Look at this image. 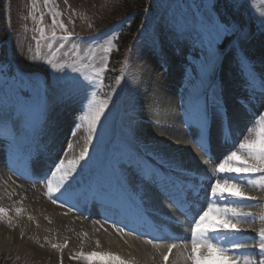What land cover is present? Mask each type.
Here are the masks:
<instances>
[{"label": "bare ground", "instance_id": "6f19581e", "mask_svg": "<svg viewBox=\"0 0 264 264\" xmlns=\"http://www.w3.org/2000/svg\"><path fill=\"white\" fill-rule=\"evenodd\" d=\"M196 47L197 44L189 42L171 48L159 46L153 49L157 55L147 60L141 73L132 130L136 134L135 147L172 156L185 169L204 180L196 198L197 206L203 209L208 202L210 186L207 175L231 151L238 148L239 142L248 135L250 129L258 127L253 119L258 121L264 115V103L257 100L248 105L246 98L249 92L242 68L240 71L229 68L223 57L214 74L202 70L204 61L197 59L200 50L193 57L198 61L196 70L180 60L187 51ZM177 48L180 49L179 54ZM250 59L255 62V72L264 76V41L255 47ZM162 60H166L167 70L161 67ZM182 68L188 70V73L177 71ZM216 84H221L224 89L226 117L212 110ZM205 104L210 113L204 133L208 151L196 143L201 134L197 123L200 109ZM110 115V111L106 110L89 146L88 158L80 162L75 173L71 174L72 178L61 188V193H64L65 188L70 187V194L53 193V198L59 197L56 204L40 188L28 182L45 183V174L51 178L50 173L55 171L54 165L59 160L67 163L77 157L87 140V124L80 127L79 133L76 131L73 137V131H67V118L54 123L48 121L38 126L28 137H22L15 154L6 145L0 147V202L5 204L14 219L11 227L0 224V254H16L42 264H85L83 260L70 259L82 247L84 252H110L134 264H162L160 252H167L169 243H180L181 238L189 239L191 220L163 198L148 203L143 218L135 214L130 199L121 202L118 211L110 206L115 197H109L110 202L107 204L86 201L85 196L101 185L115 192L116 176L110 167L113 158L110 150L118 137L128 140L130 131L120 120L112 126ZM112 132L116 134L114 140L109 138ZM1 139L6 140L5 137ZM69 143L74 145L71 151L67 148ZM29 150L32 152L31 158ZM9 171L19 173L26 183L15 180ZM260 175L251 174L249 178L259 180ZM58 182L57 177L54 186ZM241 191L256 197L243 206L244 211L257 214L254 223L251 226L248 223L239 225L247 230V236L255 237V230L264 226V222L259 220V214L264 213V186L244 182ZM192 199L189 196V202ZM17 207L24 209L19 216L15 211ZM77 213H82V217ZM189 213L198 215L195 209H190ZM29 216L33 219L30 220ZM177 220L182 224H178ZM113 224L123 228V231L118 232ZM155 229H159L160 234L155 233ZM148 231L153 232L147 234ZM154 238L161 244L159 252L147 243V240ZM65 241L67 247L63 253L52 247L53 243L64 244ZM179 251L173 249L167 264H184L179 258Z\"/></svg>", "mask_w": 264, "mask_h": 264}, {"label": "snow or ice", "instance_id": "6c2138e0", "mask_svg": "<svg viewBox=\"0 0 264 264\" xmlns=\"http://www.w3.org/2000/svg\"><path fill=\"white\" fill-rule=\"evenodd\" d=\"M51 0H44V4H50ZM67 3V0H65ZM219 0H202L197 5L198 12L191 18L182 16L174 18L170 24L169 31L172 40L177 45L181 43L198 44L204 50L205 60L202 64V70L215 73L222 61L220 53L221 41L225 37L236 36L232 41V47L239 49L242 39L249 38V33L245 25H242L236 19H230L226 10L227 6L233 9L239 8V0H224V11L218 9ZM37 0H32L31 7L36 9ZM52 12L53 42L57 39L55 26L58 24L64 30L66 35L59 39L63 41L59 48L51 51L53 45L48 44L51 52L50 56L44 61L58 75L53 83L41 82L32 72H17L12 69L11 64L0 63V76L6 79L2 88L4 99L0 101V134L6 137L4 141L7 148L15 154L19 147L22 137H28L34 133L38 126L47 123L49 112L53 105L72 106L81 104L86 107V111L79 119L87 123V140L79 152V155L65 162L59 160L54 165L55 171L51 172V178L45 174L44 179L47 186L46 195L56 204L59 197L53 198V193H61V188L72 178L76 167L81 161H86L89 155V146L93 137L96 135L97 127L101 125L102 117L109 108V99H99L97 91L104 87L103 74L107 69V64L95 68L94 65L81 64L77 66L73 63L57 62V53L65 47V44L72 38V33L68 32L63 21H57V17L62 15L59 11ZM260 24L258 31L264 32V12L259 13ZM33 19L36 17L33 15ZM43 22V15L40 17ZM41 38L44 37V28L38 29ZM112 38L106 40L104 44H98L105 52H111L115 45ZM73 49L78 50L76 44ZM159 47L156 40L153 41V49ZM180 49L177 48V54ZM40 46L37 42L36 55L32 60H39ZM238 63L246 76V86L249 96L246 98L248 105L259 100L264 103V76L255 72V62L243 53H238ZM92 67L96 75H84L82 68ZM161 67L166 69V60H162ZM65 69H70L69 74ZM123 77H121L122 79ZM259 84V87L257 86ZM92 89L91 91H89ZM223 86L216 84L214 88V101L212 110L217 115L227 116L224 108ZM90 97V99H89ZM88 100L83 105L84 100ZM198 104V99L196 100ZM210 113L207 104L200 109L198 126L200 136L196 139L201 147L208 151V144L204 139V133L208 126ZM254 127L249 130L238 144V148L228 154L222 162H219L207 175L210 182L208 189V202L206 207L200 209L197 206V197L204 180L189 170L172 156H165L161 153L135 147L134 141L136 134L130 129L129 137L124 147L118 154L114 155L110 161V167L115 173V192L110 191L101 185L97 190L88 193L85 196L87 200L99 201L102 204L109 203V197H115L112 201L114 207H121V202L130 199L135 209V214L141 218L146 213L145 206L151 201H159L161 198L168 200L185 213L186 218L191 220L192 226L188 229L190 237L188 240L181 238L180 243L172 242L167 245V252H160L162 264H167L169 255L173 249H178L179 258L184 264H264V226L258 228L255 237L247 236V230L240 227L242 223H248L250 226L257 218V214L251 211H244L243 206L248 201H253L256 197L246 195L241 191L244 182L252 185L264 186V115L257 120L253 119ZM82 125H75L79 129ZM72 136H76L74 130ZM69 151L73 150L72 143L67 144ZM29 157L32 152L29 150ZM227 174V175H219ZM251 174H261L259 180L249 178ZM59 182L55 184L57 179ZM71 188H65L61 195L70 194ZM189 196L193 197L189 202ZM61 206H63L61 204ZM190 209H195L198 215H191ZM16 215L19 216L24 209L17 207ZM0 217L8 219L9 225L12 224V218L8 216V209L0 207ZM29 219L33 217L29 216ZM110 219V217H109ZM259 220L264 222V213L259 214ZM98 223V221H96ZM182 224L181 221H176ZM122 232L123 228H118ZM107 231V229H105ZM87 235V233H85ZM176 239V238H173ZM147 243L152 245L158 252L161 244L157 239H149ZM99 246V241H97ZM52 247L63 253L67 247V241L64 244L53 243ZM70 259H80L85 264H109V262L118 261L119 264H134L133 261L121 259L110 252L90 251L84 252L83 248ZM155 259V257H153Z\"/></svg>", "mask_w": 264, "mask_h": 264}, {"label": "rangeland", "instance_id": "374dc122", "mask_svg": "<svg viewBox=\"0 0 264 264\" xmlns=\"http://www.w3.org/2000/svg\"><path fill=\"white\" fill-rule=\"evenodd\" d=\"M119 0H51L50 4L45 5L44 0H37L36 9L31 7L32 0H13L11 5L12 20L14 23V45L12 47L15 58L19 60L21 65L25 68L24 72L35 73L36 77L41 82L53 83L58 73L53 70L44 61L50 56L51 52L48 48V44L52 43L51 49L54 52L59 48L60 43H63L59 38L67 33L57 24L55 26V32L57 39L53 42L52 32V12L59 11L62 15L57 17V21H63L67 27L68 32L72 33V38L65 44L63 49L57 53V62L61 63H73L77 66L94 65L95 68L102 67L107 64V52L103 48L98 47V44H104L106 47V40L112 38L114 30L117 28L118 21L117 16L121 15L119 12L111 13L113 11V2ZM198 0H150L151 8L147 10V23L140 32L139 38L135 41L132 48L131 58L128 61V73L126 91L124 96V110L120 116L119 113V99L122 95L121 90H114L111 93L109 108L110 121L112 126L115 125L119 117L123 126L130 131L135 124L134 106L137 103V89L143 71V66L147 60L152 57L155 58L157 53L153 50V41L156 40L159 46L163 48H171L176 45L172 40L171 32L169 31L170 24L174 18H180L182 16L193 17L197 13ZM221 4L224 6V0H221ZM239 8L233 9L231 6H227L226 10L231 19H236L242 25H245L249 33V38L240 42L239 49L232 47V41L236 40L235 36L231 43L226 47L224 51H220L226 65L229 68H234L236 71L241 70V66L238 63V53H243L247 57H251L253 50L259 43L264 41V32L258 31V25L260 24V12H264V0H239ZM231 8V10L229 9ZM223 9H225L223 7ZM230 10V12H229ZM33 15L36 19H33ZM43 15V22L41 23L40 17ZM44 28V37L41 38L38 31L39 28ZM114 40V39H113ZM37 42L40 46L39 60H32L31 58L36 55ZM190 42V41H189ZM188 42V43H189ZM76 44L77 49H73L72 45ZM185 44V43H181ZM200 47V46H199ZM200 50V48H199ZM194 51L189 50L180 60L184 62L192 69H197V62L193 59ZM197 59L204 61V50L201 49V54L197 56ZM40 71L46 74L44 78L40 74ZM71 74L70 69H65ZM184 74L188 73L186 69L177 70ZM84 75H96L92 67L82 68ZM5 87H7L5 85ZM4 87V88H5ZM90 89L89 91H91ZM4 99V92L0 93V101ZM90 99V97H89ZM88 100L83 101V105H86ZM86 107L81 104L72 106L67 105H53L48 115V121L52 123L67 118L66 126L67 131H77L75 125L81 124L85 126L87 123L82 122L79 117L84 114ZM79 133V132H78ZM116 134L110 133V140H114ZM127 140L123 137H118L111 148L112 157L118 154L124 147L127 146ZM6 143L0 139V147L5 146ZM15 180L17 177L11 175ZM33 185V184H30ZM37 188H40L44 194H46L45 183H34ZM0 207L6 208L5 204L0 202ZM7 209V208H6ZM82 217L81 214H77ZM8 216L12 218V224L9 225L8 219L0 217V224L11 227L14 223L13 215L8 212ZM0 264H42L36 263L29 259H26L16 254H0ZM62 264V263H55Z\"/></svg>", "mask_w": 264, "mask_h": 264}, {"label": "trees", "instance_id": "16d2710c", "mask_svg": "<svg viewBox=\"0 0 264 264\" xmlns=\"http://www.w3.org/2000/svg\"><path fill=\"white\" fill-rule=\"evenodd\" d=\"M150 0H119L113 2V11L121 14L117 16V31L114 45L109 55V64L103 74L104 87L98 90L103 98H108L112 89L121 86L124 63L132 45L134 37L139 32L140 26L147 16V8ZM11 0H0V63L11 64L12 69L17 71V66H22L15 55L12 47L14 45V23L10 16ZM218 9L224 11L219 0ZM231 37H225L220 48H223ZM4 77V76H1ZM5 78V77H4ZM6 79V78H5Z\"/></svg>", "mask_w": 264, "mask_h": 264}]
</instances>
